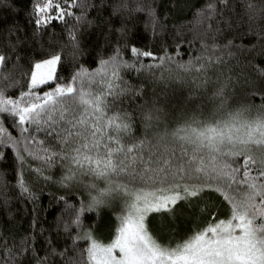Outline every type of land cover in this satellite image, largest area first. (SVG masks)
I'll return each instance as SVG.
<instances>
[{"label": "snow or ice", "instance_id": "6c2138e0", "mask_svg": "<svg viewBox=\"0 0 264 264\" xmlns=\"http://www.w3.org/2000/svg\"><path fill=\"white\" fill-rule=\"evenodd\" d=\"M76 3L35 0L34 22L44 26L63 20L73 15L69 9ZM217 3L223 6L220 10ZM229 4L230 0H207L206 13H201L205 20L215 21L217 32L222 31L221 23L231 27L223 15ZM123 6L127 8V0ZM135 10L145 9L137 6ZM148 11L155 24L150 5ZM257 18L249 4L250 31ZM72 42L78 47L75 34ZM232 47L231 40L222 46L214 43L211 52L205 46V53L196 60L177 65L185 75L161 74L165 85H187V93L176 97L165 88L163 100L156 98L131 112L115 107L132 87L122 80L119 70L136 69L140 62L124 61L119 46L112 57L100 61L96 72L81 68L66 83L56 74L61 56L54 54L29 66L24 73L25 89L15 98L0 88V119L11 117L21 133L17 140L0 125V146L15 147L21 166L28 157L43 161L35 170L36 178L48 180L51 177L44 175L45 169L62 162L65 173L59 183L64 187L89 177L86 187L95 194L90 192L91 200L81 212L121 202L114 239L104 244L85 233L82 238L91 241L90 246L82 250L73 245L72 256L58 253L66 257L63 264H264V104L252 109L228 104L235 85L220 67L228 66L225 53L234 57ZM130 52L137 58L159 60L141 65L144 70L173 59L167 54L157 58L135 47ZM8 59L0 53V69ZM255 71L264 76V68L256 66ZM5 78L0 72V80ZM19 187L31 195L24 180ZM206 192L215 193L228 205L227 217L213 213L203 227L174 246L160 243L151 234L150 214L174 216L180 201L208 200ZM74 223L80 226L79 214Z\"/></svg>", "mask_w": 264, "mask_h": 264}, {"label": "trees", "instance_id": "16d2710c", "mask_svg": "<svg viewBox=\"0 0 264 264\" xmlns=\"http://www.w3.org/2000/svg\"><path fill=\"white\" fill-rule=\"evenodd\" d=\"M34 3L35 0H0V53L9 57L5 67L0 69L6 77L0 80V88L12 98L25 89L24 73L33 62L59 54L61 62L56 74L62 78L61 83H66L81 68L96 72L100 61L112 57L114 49L119 46L124 61L137 64L139 59L140 62L136 69L119 70L122 80L132 87L116 101L115 107L131 112L156 98L163 100L161 93L165 88L176 97L186 94L187 85L183 88L178 83L165 85L159 79L160 75H185L178 64L196 60L205 53V46L211 52L214 43L222 46L231 40L233 47L230 50L235 55L229 58L225 53L231 70L228 66L220 67L225 76L233 77L235 85L230 89L228 104L233 108L250 109L264 104V76L255 71L256 66L264 68V0H230L223 15L231 27L221 23L220 32L215 31V21L205 20L201 15L206 13L207 0H127V8L123 6L124 0H77L76 6L69 9L73 15L65 16L63 20L54 19L44 26H37L34 22ZM249 4L258 14V18L251 22V31ZM149 5L154 10L155 24L149 15ZM137 6L145 10L136 11ZM222 7L216 4L217 10ZM72 34L79 41L78 47L72 42ZM132 47L150 51L157 58L167 54L173 59L166 60L160 67L144 70L141 65L158 64L159 60L137 58L130 52ZM96 87L93 83L92 88ZM211 89L210 85L209 95ZM0 125L13 138H21L20 128L11 117L0 119ZM18 147L23 152L24 144L20 143ZM0 150L3 152L0 159V264H38V261L63 264L66 257L58 253L72 256L73 245L86 249L88 241L82 236L89 228L96 230L102 240L116 232L121 208H107L102 212L99 208L80 211L89 204L90 192L95 194V190L86 187L91 182L89 177H84L83 183L64 187L59 181L65 170L62 162H57L44 171V175L51 179H37L35 170L43 161L28 157L21 166L15 147L0 146ZM21 180L26 182L31 195L21 192ZM97 183L103 186L102 182ZM204 194L211 198H197L199 204L196 209H191L195 213V223L184 226L188 228L177 236L179 240L189 237L194 226L203 227L213 213L218 218L228 216V205L220 197L215 193ZM177 205H184L183 201ZM78 214L79 227L74 223ZM162 216L165 217L166 213ZM104 220L107 228H102Z\"/></svg>", "mask_w": 264, "mask_h": 264}, {"label": "rangeland", "instance_id": "374dc122", "mask_svg": "<svg viewBox=\"0 0 264 264\" xmlns=\"http://www.w3.org/2000/svg\"><path fill=\"white\" fill-rule=\"evenodd\" d=\"M198 201H199L198 199L193 201H183V204L187 205V208H185L186 206L184 205H181L180 207L176 205L175 208L173 209L174 216L169 215L166 212L150 214L148 220L150 222L149 229L151 234H153L160 243L169 244V242H171L174 246L176 242L181 241L178 239L177 236L179 234H182L183 231L188 228L184 226L192 225L195 223V219H196V217L194 216L195 213L194 211H191V209H196V205L199 204ZM114 207H119L120 209L122 207L121 202L119 200H116L108 205H103L98 208L102 212V211H106L107 208L109 209ZM165 213L166 216L165 217L162 216ZM161 217L163 219H161ZM197 227L199 226H194V228H191L189 234H192L193 230L196 229ZM102 228H107V224L105 220L102 223ZM89 232L92 234L94 238H98V241L103 242L104 244H107L115 237V232H114L109 236L108 239L102 240L100 235H98L96 230H94L93 228H89V230L85 231L84 234ZM87 241H88V246H90L91 241L89 240ZM116 254L119 255V253Z\"/></svg>", "mask_w": 264, "mask_h": 264}]
</instances>
